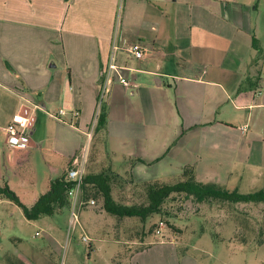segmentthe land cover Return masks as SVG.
<instances>
[{
  "label": "crops",
  "instance_id": "crops-1",
  "mask_svg": "<svg viewBox=\"0 0 264 264\" xmlns=\"http://www.w3.org/2000/svg\"><path fill=\"white\" fill-rule=\"evenodd\" d=\"M136 43L144 60L130 52ZM111 62L106 168L162 179L192 166L203 184L264 190V0H0V186L8 167L44 163L40 190L20 198L31 206L66 174L93 139ZM248 77L256 84L241 89ZM23 106L37 108L17 150L5 129ZM60 109L61 120L50 116ZM164 233L134 243L131 264H200L195 247Z\"/></svg>",
  "mask_w": 264,
  "mask_h": 264
},
{
  "label": "rangeland",
  "instance_id": "rangeland-1",
  "mask_svg": "<svg viewBox=\"0 0 264 264\" xmlns=\"http://www.w3.org/2000/svg\"><path fill=\"white\" fill-rule=\"evenodd\" d=\"M104 97L99 100L98 113ZM92 134L94 137L81 156L88 157L91 165L96 164L94 171L100 172L109 162V151L103 133L95 135L94 127ZM45 167L42 162L8 167L4 172L10 189L19 198L31 202L32 197L26 196V192L40 190ZM129 174L136 186H127L123 191L121 201L125 203L145 201L144 184L156 181L174 184L182 180V173L162 179H141L139 173L134 177L132 171ZM113 190V196L120 199ZM242 190L241 193L253 192L248 188ZM167 206L168 216L156 214L143 222L138 217L119 218L109 214L102 209V202L96 201L94 206H86L80 212V223L73 227L69 209L29 221L22 208L0 197V264H131L138 247L134 243L141 242L143 237L145 242L165 238V233L162 236L155 233L159 221L167 225L166 233L178 236L180 249L195 247L191 252L200 264H264V204H238L234 208L221 203L209 206L177 196ZM47 222L56 224V240L49 236ZM84 237L90 243H85Z\"/></svg>",
  "mask_w": 264,
  "mask_h": 264
},
{
  "label": "trees",
  "instance_id": "trees-1",
  "mask_svg": "<svg viewBox=\"0 0 264 264\" xmlns=\"http://www.w3.org/2000/svg\"><path fill=\"white\" fill-rule=\"evenodd\" d=\"M252 46L257 51V57L260 58L263 48L259 40L255 38ZM255 81L257 80L246 78L241 85V89L253 87L256 84ZM106 122V108L102 106L95 126V135L105 130ZM181 175L182 180L174 184H164L158 181L144 184L143 196L145 201L141 203H125L121 201L123 191L125 193L127 186H136L133 181L125 180L110 168H103L100 172H93L87 166L83 185L84 198L102 202V209L109 214L119 218L138 217L143 222L156 214L168 216L167 205L174 201L177 196L197 204L209 206L221 203L234 208L238 204H264V190L241 193L238 190H227L217 185L203 184L197 180L195 168L192 166L186 167ZM69 186L66 174L52 179L48 190L40 194L36 201L31 206H28L10 189L8 182L4 181L3 185L0 186V197L22 208L27 220L36 221L69 209L70 200L67 193ZM113 189L118 192L120 199L113 196ZM169 226L172 229H176L174 225L170 224ZM237 233H235V238ZM243 241L246 242V240ZM10 264L13 263L10 262Z\"/></svg>",
  "mask_w": 264,
  "mask_h": 264
},
{
  "label": "built area",
  "instance_id": "built-area-1",
  "mask_svg": "<svg viewBox=\"0 0 264 264\" xmlns=\"http://www.w3.org/2000/svg\"><path fill=\"white\" fill-rule=\"evenodd\" d=\"M131 54L138 60H144L146 58V49L140 44L136 43L130 47ZM117 66L111 62L104 72V87L103 96L107 91L108 85L112 81L111 72L117 71ZM120 82L126 87H133L134 84L126 78L120 77ZM37 107H27L23 106L20 113L15 115L11 122L7 125L5 131L9 142L17 150H25L29 145L30 129L35 120L34 111ZM66 114V110L60 109L57 114H50L52 118L61 120V117ZM79 115L78 111H74L73 117L76 119ZM72 125L74 123L72 122ZM86 157L75 156L71 159L67 169H66V179L70 184L68 188V197L70 200V224L75 227V225L80 223V212L86 206H94L96 201L94 199L86 200L84 198V177L86 174ZM167 228L164 221H159L155 233L159 236L163 235V230ZM83 241L85 243H90L88 237H84Z\"/></svg>",
  "mask_w": 264,
  "mask_h": 264
}]
</instances>
